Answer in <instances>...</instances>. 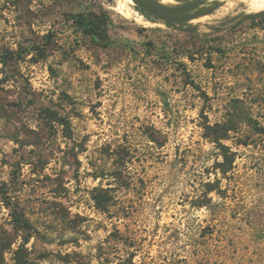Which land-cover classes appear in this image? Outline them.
Instances as JSON below:
<instances>
[{"label":"rangeland","instance_id":"1","mask_svg":"<svg viewBox=\"0 0 264 264\" xmlns=\"http://www.w3.org/2000/svg\"><path fill=\"white\" fill-rule=\"evenodd\" d=\"M160 1L0 0V264H264V9Z\"/></svg>","mask_w":264,"mask_h":264},{"label":"trees","instance_id":"2","mask_svg":"<svg viewBox=\"0 0 264 264\" xmlns=\"http://www.w3.org/2000/svg\"><path fill=\"white\" fill-rule=\"evenodd\" d=\"M134 1L136 2V9L140 11L143 15H145L148 19L154 21H161L169 26H178L179 24H184L195 17L212 12L211 9L210 10L207 9V10L198 11L195 14H190L188 10H190L192 7H195L198 2H193L187 5H169L163 3L160 0H134ZM260 14L263 13L255 14L254 17ZM102 15L107 17L106 20L102 19ZM102 15H98V13H92V14L80 13L73 16V19L82 28V31L84 33L96 36L100 38L104 43L108 44L110 39L107 29L109 17L106 11H103ZM37 50L38 52H40V54L45 55L47 49L46 47L38 46ZM1 54L2 57L4 58V61H7L8 59L12 58L14 55H18V56L23 55L21 50H6L3 51ZM48 118L56 119L61 124L65 126L67 125V120H65L63 117H59L54 114H49ZM228 130H230V128ZM223 154L225 156V159L228 160L227 154L226 153ZM233 168L234 165L233 162H231L230 167L228 169L223 170L224 174H226L229 170H232ZM13 212H15L16 220L20 222L23 228H28V229L32 228L30 221L23 215L22 212L18 211L17 209H14ZM19 264H27V263L24 261L23 262L19 261ZM101 264H113V263L109 261H105ZM116 264H135V263L132 257H128L126 259H121Z\"/></svg>","mask_w":264,"mask_h":264},{"label":"bare ground","instance_id":"3","mask_svg":"<svg viewBox=\"0 0 264 264\" xmlns=\"http://www.w3.org/2000/svg\"><path fill=\"white\" fill-rule=\"evenodd\" d=\"M167 1V0H163ZM247 2L251 9L253 10H263L264 9V0H244ZM133 0H124V2H121L120 5L117 7V10L120 11L123 14H128V3H132ZM130 9V8H129ZM131 10V9H130Z\"/></svg>","mask_w":264,"mask_h":264}]
</instances>
